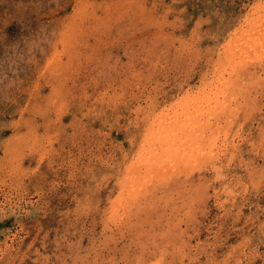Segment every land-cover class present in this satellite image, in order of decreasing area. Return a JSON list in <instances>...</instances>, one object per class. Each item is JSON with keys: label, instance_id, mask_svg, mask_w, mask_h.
Listing matches in <instances>:
<instances>
[{"label": "rangeland", "instance_id": "rangeland-1", "mask_svg": "<svg viewBox=\"0 0 264 264\" xmlns=\"http://www.w3.org/2000/svg\"><path fill=\"white\" fill-rule=\"evenodd\" d=\"M262 3L0 0V264H264V30L242 33ZM232 55L241 80L205 113L212 164L125 190L151 120Z\"/></svg>", "mask_w": 264, "mask_h": 264}, {"label": "bare ground", "instance_id": "bare-ground-1", "mask_svg": "<svg viewBox=\"0 0 264 264\" xmlns=\"http://www.w3.org/2000/svg\"><path fill=\"white\" fill-rule=\"evenodd\" d=\"M263 4V3H262ZM257 7L254 9V11L257 13V11L260 9V7H258V10H256ZM261 13H263V15H261V17H263L264 20V4L263 6H261ZM245 10V8H244ZM254 12V13H255ZM108 13V12H107ZM254 13L252 17H255ZM259 13V12H258ZM258 17V16H257ZM250 18V17H249ZM249 20V22H247L248 26V30H245L242 32L244 33L247 37H244L247 39L249 38L250 42H253L252 44H255L256 46L259 45V42H262L263 39L261 37L262 32L264 30V21L260 23V21H256V19L254 18H250L247 19ZM241 33V34H242ZM240 34V37H241ZM76 35V34H75ZM254 35V36H253ZM251 36H253V41L251 40ZM239 37V36H238ZM243 37V36H242ZM264 38V37H263ZM237 39V37H236ZM242 39V38H241ZM228 40V39H227ZM244 40V39H243ZM242 41V40H241ZM240 42V41H239ZM243 42V41H242ZM247 42V41H246ZM235 44L237 43L234 42ZM259 43V44H258ZM226 45V44H225ZM233 45V44H232ZM231 45V46H232ZM250 45V44H249ZM237 46V45H235ZM249 47V46H247ZM252 47V46H251ZM255 47V46H254ZM241 46H237L234 48V50L232 51L233 54L234 52L238 51H242L241 50ZM231 49V48H229ZM228 50V49H227ZM247 50V49H246ZM243 50V51H246ZM261 50V49H260ZM228 52V51H227ZM239 52V53H240ZM248 52H250V50H248ZM260 52V51H259ZM260 54V53H259ZM263 54V52H262ZM244 55V54H243ZM255 55V54H254ZM258 55V54H257ZM238 57V56H236ZM235 56H231L230 58H227L225 65L227 66V68H230V71H228V75L229 77H226V72L227 70H221L220 68L214 72L215 74V78L214 80L210 81V82H206L207 84H204V86L200 89V91L198 92V94H196L195 96L193 94H195L194 92L196 91H191L190 93H187L185 99L188 100V98L193 97L194 98V102L196 103H192L190 106H188L186 104V102L184 101V103L187 105L184 109L178 111L174 110V113L169 114L166 113L167 116L164 111L161 112L160 114H157V116L154 118V120L150 125V131L148 132V135L146 136V139L144 141V148L143 145L141 146L143 148V150H141L139 158H138V164H133V166L128 168V173L130 175L131 174L135 177V181L134 182H130V180L126 179L124 180V182L122 183V186L125 188V190H127L126 188H129L131 191H137L140 192L142 188H146L148 184H150L149 182L151 181V175H155V173H157L159 170L161 171V169H164V171L166 172V168H169L168 166L170 165H175L177 164L176 162L180 161L182 162L183 160H185L187 157H189V159L193 158L194 161L196 160H200L202 159L203 161H205L204 163H202L203 165H205V163H211L212 164V160H213V156L215 155L214 153V149H210L207 145L206 142H208L212 137H213V132L214 129H218L220 128V119L218 117H214V118H206L205 113L208 112L207 110V106H209L211 103L213 102H217V100L219 98H223V100H225L229 94L231 95L232 93H234L232 91V87L231 84L232 83H237L238 80L241 78V71L240 69H242L243 64L240 62H238V60L236 59ZM258 57H260L258 55ZM221 58V57H220ZM240 58V57H239ZM213 59V58H212ZM244 59V58H243ZM249 59V58H248ZM262 59V58H261ZM252 60V59H250ZM220 62V61H219ZM223 62V61H222ZM263 62V61H262ZM221 63V62H220ZM264 63V62H263ZM192 64V63H191ZM250 64V63H248ZM256 64V63H255ZM241 65V66H240ZM207 66V65H206ZM256 66V65H255ZM224 67V66H223ZM217 69V66L215 67ZM215 69V70H216ZM264 71V70H263ZM180 72V71H179ZM250 73V72H249ZM257 75V74H256ZM210 76V75H209ZM235 76L237 77L235 80H233L235 78ZM207 79V78H206ZM241 80V79H240ZM208 81V80H207ZM240 82V81H239ZM233 86V84H232ZM186 87V86H185ZM199 88V87H198ZM250 88V87H249ZM193 89V88H192ZM197 89V88H196ZM239 89V88H238ZM249 92V91H248ZM239 94V93H238ZM257 94V93H256ZM212 97V98H211ZM232 97V96H231ZM245 97V96H244ZM257 97V95H256ZM248 99V98H246ZM251 99V98H250ZM178 100V99H177ZM220 100V99H219ZM218 100V101H219ZM235 100V99H234ZM189 101H191V99H189ZM212 101V102H211ZM233 101V100H232ZM245 101V100H244ZM252 101V100H251ZM220 102V101H219ZM247 102V101H245ZM182 103V102H181ZM221 103V102H220ZM189 104V103H188ZM215 104V103H214ZM240 104V103H239ZM153 105V104H152ZM173 105V104H172ZM178 105V104H176ZM238 105V104H237ZM241 105V104H240ZM245 106V105H244ZM172 107V106H171ZM177 107V106H176ZM181 107V106H180ZM179 107V108H180ZM213 107V106H212ZM224 107V105L222 106ZM236 107V105H235ZM145 108V107H144ZM251 108V107H250ZM162 109V108H160ZM159 109V110H160ZM236 109V108H235ZM146 110V109H145ZM164 110V109H163ZM219 110V109H218ZM217 110V111H218ZM238 110V108H237ZM143 114H144V110ZM172 111V110H171ZM193 111V112H192ZM211 111V110H210ZM209 111V112H210ZM216 111V110H215ZM240 111V109H239ZM252 111V110H251ZM141 112V110H140ZM249 112V111H247ZM147 113V112H146ZM157 113V112H156ZM155 113V115H156ZM217 113V112H216ZM225 113V111H224ZM207 114V113H206ZM212 114V113H211ZM239 114V113H238ZM215 115V114H214ZM213 115V116H214ZM251 115V114H250ZM193 116V117H192ZM212 116V115H211ZM212 116V117H213ZM153 117V116H152ZM151 117V118H152ZM191 118V119H190ZM236 118V117H235ZM206 119V121H205ZM146 120V119H145ZM229 120V119H228ZM248 120V119H247ZM146 124L148 123V120H146ZM149 121V122H151ZM226 121V120H225ZM227 122V121H226ZM239 122V121H238ZM235 123V122H234ZM145 124V125H146ZM149 124V123H148ZM239 124V123H238ZM237 124V125H238ZM236 125V126H237ZM241 125V124H239ZM238 125V127H239ZM149 126V125H148ZM233 126V125H232ZM244 126V125H243ZM226 127V126H225ZM223 127V128H225ZM242 127V126H241ZM219 130V129H218ZM146 131V130H145ZM217 131V130H215ZM244 131V130H243ZM220 132V131H219ZM145 133V132H144ZM218 133V131H217ZM230 134V132H228ZM242 133V132H241ZM217 137L219 136L216 135ZM143 140V139H142ZM141 140V141H142ZM227 141H229L227 139ZM226 141V142H227ZM225 142V143H226ZM240 143V142H239ZM203 145V146H202ZM225 146V144H224ZM242 146V145H241ZM240 146V147H241ZM140 147V146H139ZM140 147V148H141ZM227 147V146H226ZM259 147V146H258ZM257 147V148H258ZM236 148V147H235ZM223 149V148H221ZM223 151V150H222ZM194 152V153H193ZM139 153V152H138ZM233 154V153H232ZM239 154V153H238ZM237 154V155H238ZM177 156H179V158H177ZM233 157V155H232ZM234 158V157H233ZM188 159V158H187ZM236 159V158H235ZM201 160V161H202ZM233 160V159H231ZM189 161V160H187ZM193 161V163H194ZM136 162V161H135ZM184 162V161H183ZM133 163V162H132ZM190 163V161H189ZM217 163V162H216ZM227 163V162H226ZM179 165V164H177ZM176 165V167H177ZM181 165V164H180ZM126 166V165H125ZM188 166V162H184L183 164V169L182 172H185V169ZM197 166V165H196ZM195 166V167H196ZM182 167V165H181ZM194 167V166H192ZM191 167V168H192ZM215 167V166H214ZM171 168H173L171 166ZM170 168V169H171ZM200 168V167H197ZM166 169V170H165ZM194 169V168H193ZM173 170V169H171ZM189 171V169H186ZM201 170V169H200ZM126 172V171H125ZM173 172V171H171ZM176 172V171H175ZM187 172V171H186ZM162 173V172H161ZM168 173V171H167ZM165 174V173H164ZM128 175V176H129ZM131 175V176H132ZM160 175V174H159ZM132 176V177H133ZM196 176V175H195ZM204 176V175H202ZM221 176V175H220ZM140 177V180H139ZM159 177V176H158ZM157 177V178H158ZM162 177V176H161ZM183 177V176H182ZM185 177V175H184ZM183 177V178H184ZM153 178V177H152ZM194 178V177H193ZM221 178V177H220ZM123 179V178H122ZM132 179V178H131ZM164 179V178H163ZM200 179V178H199ZM161 180V179H160ZM166 180V179H165ZM195 180V179H194ZM119 181V180H118ZM122 181V180H120ZM207 181V180H206ZM154 182V181H153ZM195 182V181H193ZM237 183V182H236ZM193 184V183H191ZM224 184V183H223ZM201 185V184H200ZM121 186V185H120ZM188 186V185H187ZM223 186V185H222ZM224 186H226L224 184ZM151 187V186H149ZM158 187V185H157ZM160 187V185H159ZM186 187V186H185ZM204 187V186H203ZM201 187V188H203ZM227 187V186H226ZM120 188V187H119ZM164 188V187H163ZM167 188H172L169 185L167 186ZM229 188V187H228ZM149 189V188H148ZM161 189V188H160ZM174 189V188H172ZM181 189V188H180ZM196 189V188H195ZM198 189V188H197ZM123 190V191H125ZM129 190V191H130ZM157 191L159 190L156 189ZM155 190V191H156ZM162 190V189H161ZM226 190V189H225ZM224 190V191H225ZM121 192L124 193V192ZM168 191V190H167ZM228 191V190H227ZM161 192V191H160ZM165 192V190H164ZM188 192V190H187ZM128 193V192H127ZM141 193V192H140ZM162 193V192H161ZM229 193V192H228ZM144 194V193H143ZM151 194V192H150ZM188 194V193H187ZM191 194V193H190ZM189 194V195H190ZM207 194V193H205ZM119 195V193H118ZM126 195V193H125ZM139 195V194H138ZM158 195V193H157ZM165 195V194H164ZM134 196V195H132ZM141 196V195H140ZM148 197V196H147ZM141 198V197H139ZM165 198H168L165 196ZM137 199V198H136ZM144 200V199H143ZM151 200V199H150ZM165 200V199H163ZM175 200V199H174ZM114 200H112L111 202H113ZM118 201V200H116ZM130 201V200H129ZM146 201V199L144 200V202ZM122 202V201H121ZM152 202V201H150ZM155 202V201H154ZM118 203V202H117ZM116 203V205H117ZM124 203V202H123ZM136 203V202H134ZM149 203V202H148ZM179 203V202H178ZM119 204V203H118ZM128 204V203H127ZM131 204V203H129ZM128 204V205H129ZM137 204V203H136ZM110 205V204H109ZM138 205V204H137ZM153 205V203H152ZM155 205V204H154ZM113 206V205H112ZM111 206V207H112ZM134 206V204H133ZM132 206V207H133ZM141 207V206H140ZM115 208V207H114ZM122 208V206H121ZM146 208V207H145ZM133 209V208H132ZM141 209V208H140ZM121 210V209H120ZM130 210V209H129ZM139 210V209H138ZM142 210V209H141ZM122 211V210H121ZM132 211V210H130ZM111 212V211H110ZM144 213V212H143ZM166 213V212H165ZM109 214V212H108ZM115 214V213H114ZM112 214V215H114ZM117 214V213H116ZM128 214V213H127ZM138 214V213H137ZM140 215V213H139ZM160 215V213H159ZM119 216V215H118ZM129 216V215H128ZM138 216V215H137ZM107 217V216H106ZM124 217H121V219ZM150 220V219H149ZM132 221V220H131ZM133 222V221H132ZM125 223V222H124ZM127 223V222H126ZM128 224V223H127ZM133 224V223H132ZM115 226V224H114ZM123 226V225H122ZM133 226V225H132ZM129 227V225H128ZM130 228V227H129ZM134 228V227H133ZM126 230V229H125ZM132 230V229H131ZM135 230V229H134ZM122 231V229H121ZM117 232V230H116ZM119 232V231H118ZM123 232V231H122ZM115 233V232H113ZM169 234V233H168ZM112 235V234H111ZM122 235V233L120 234ZM110 236V235H109ZM109 236L108 239H109ZM160 236V235H159ZM158 236V237H159ZM163 236V235H162ZM113 238V237H112ZM115 240V239H112ZM110 241V240H109ZM108 241V242H109ZM164 241V240H163ZM112 242V241H111ZM161 243V242H159ZM158 243V244H159ZM160 258V257H159ZM158 262V261H157Z\"/></svg>", "mask_w": 264, "mask_h": 264}]
</instances>
